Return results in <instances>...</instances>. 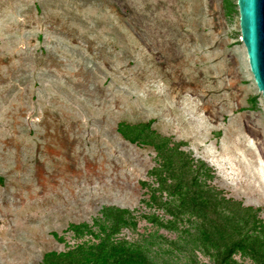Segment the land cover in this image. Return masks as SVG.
<instances>
[{
  "label": "rangeland",
  "instance_id": "rangeland-1",
  "mask_svg": "<svg viewBox=\"0 0 264 264\" xmlns=\"http://www.w3.org/2000/svg\"><path fill=\"white\" fill-rule=\"evenodd\" d=\"M241 35L238 0H0V264L88 250L108 207L132 213L125 249L214 264L197 220L159 206L176 198L154 147L121 124L181 144L264 221V98Z\"/></svg>",
  "mask_w": 264,
  "mask_h": 264
},
{
  "label": "trees",
  "instance_id": "trees-1",
  "mask_svg": "<svg viewBox=\"0 0 264 264\" xmlns=\"http://www.w3.org/2000/svg\"><path fill=\"white\" fill-rule=\"evenodd\" d=\"M119 132L132 143L154 147L161 159V170L155 171L160 189L176 198V204L159 206L167 205V212L174 220L184 215L197 220L198 239L207 250L212 248L216 252L214 264H235L232 257L237 253L248 256L255 264H264V221L259 218L257 208L245 206L208 185L205 180L214 177L213 170L203 160H196L181 150V144L169 146V139L154 132L145 133L139 126L121 124ZM154 201L157 202L155 197ZM102 214L110 227L109 232L103 229L100 243L86 251L48 253L44 264H153L143 252L125 249L113 240L122 228L135 225L130 210L108 207ZM149 219L174 228L170 226L172 222H159L155 216Z\"/></svg>",
  "mask_w": 264,
  "mask_h": 264
},
{
  "label": "water",
  "instance_id": "water-1",
  "mask_svg": "<svg viewBox=\"0 0 264 264\" xmlns=\"http://www.w3.org/2000/svg\"><path fill=\"white\" fill-rule=\"evenodd\" d=\"M241 40L259 92L264 98V0H238Z\"/></svg>",
  "mask_w": 264,
  "mask_h": 264
}]
</instances>
